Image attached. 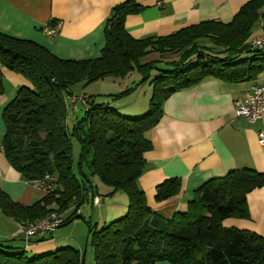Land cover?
Returning <instances> with one entry per match:
<instances>
[{
    "label": "trees",
    "instance_id": "1",
    "mask_svg": "<svg viewBox=\"0 0 264 264\" xmlns=\"http://www.w3.org/2000/svg\"><path fill=\"white\" fill-rule=\"evenodd\" d=\"M142 9L133 0L114 6L100 54L87 59L62 58L37 42L0 32L1 66L29 83L3 110L4 155L26 181L53 176V188L30 205L12 199L0 186V209L28 224L54 211H72L66 222L96 193L92 178L97 176L112 187L110 193H125L129 205L124 217L100 229L87 221V247L93 250L95 264H264L260 234L223 224L228 217H249L247 196L264 185V173L241 169L210 179L197 189L188 210L172 218L153 211L138 184L147 165L144 155L152 147L146 134L160 121L163 104L172 94L210 77L248 83L264 74L262 48H253L250 41L253 26L257 22L264 26V0H249L228 23L207 20L168 35L135 38L127 32L125 20ZM134 71L140 75L135 86L99 94L98 101L94 96L99 95L88 94L85 102L78 99L75 103L82 105L84 114L71 130L67 128L69 96L85 95L71 93L72 86L122 80ZM149 80L154 89L146 113L129 117L112 107ZM4 91L0 68V93ZM71 135L82 144L78 160L82 180L74 169ZM180 190V179H167L159 185L156 200ZM81 262L82 253L73 246L31 257L0 239V264Z\"/></svg>",
    "mask_w": 264,
    "mask_h": 264
},
{
    "label": "crops",
    "instance_id": "2",
    "mask_svg": "<svg viewBox=\"0 0 264 264\" xmlns=\"http://www.w3.org/2000/svg\"><path fill=\"white\" fill-rule=\"evenodd\" d=\"M124 1L0 0V32L37 42L62 58H93L100 54L105 44L104 29L113 7ZM133 1L143 9L127 15L125 28L131 36L142 38L168 35L207 20L228 23L249 0ZM49 26L57 27L56 34L49 32ZM262 33L263 23L257 22L252 28L250 41ZM0 68L5 81V91L0 93V186L12 199L30 205L43 197L46 191L42 186L24 180L21 173L9 164L2 147L6 130L3 110L18 89L29 83L22 75L1 64ZM261 79L231 83L210 77L194 87L175 92L164 102L160 121L146 134L152 147L144 155L147 165L138 181L153 211L165 218L186 212L203 183L223 177L230 171L254 169L264 173V145L259 142V132L264 129V115L250 122L245 116L235 113L236 100L245 98L253 84L264 86V74ZM122 84L121 80H99L89 84V92L85 90L78 94L116 93L124 89ZM94 97L97 101L102 99L100 95ZM70 104L68 117L78 114L82 106L80 103ZM170 178L181 180L180 192L157 201L159 185ZM110 192L100 194L96 191L89 201L97 204L102 212L99 219L105 223L122 218L128 212L127 195L120 191ZM247 204L249 217H228L223 224L256 232L264 238V185L248 194ZM65 212L62 214L66 218ZM27 224L1 210L0 239L9 240L10 245L34 256L52 252L61 243L78 248L81 253L84 250L80 235L70 232L49 231L31 237L26 243L24 228ZM43 236L47 239L40 240ZM86 248L84 264H87ZM89 264H95L94 257ZM155 264L169 262L158 261Z\"/></svg>",
    "mask_w": 264,
    "mask_h": 264
},
{
    "label": "rangeland",
    "instance_id": "3",
    "mask_svg": "<svg viewBox=\"0 0 264 264\" xmlns=\"http://www.w3.org/2000/svg\"><path fill=\"white\" fill-rule=\"evenodd\" d=\"M262 51L264 53V47L262 48ZM246 53L241 55V58L246 57ZM156 74L153 73V76ZM140 80V75L138 72L134 71L131 74H129L126 78L122 79V85L124 86V89L130 88L132 86H135V84ZM258 80H262L261 76ZM151 80L141 84L136 90H134L132 93H130L127 96H124L123 98L119 99L118 102L112 104V107L116 109L119 113L129 116V117H137L144 113H146L149 109V100L152 97L154 86L150 84ZM83 87L82 90H79V88ZM87 87V88H86ZM73 92L79 93L80 91L89 92V84L84 86L82 83L75 84L71 87ZM84 114V111L81 110L78 114L75 116L70 115L67 119V128L71 130L73 128V125L76 123L77 118L82 117ZM71 142H72V157H73V163L75 168V173L77 174V178L82 180L83 176L78 171V160L80 158V153L82 149V144L80 140L75 135H71ZM85 173L87 174L88 171L86 168H84ZM93 185L97 188V191L100 194H105L112 190V187L103 183L102 180H100L97 176L93 177ZM89 191V190H88ZM1 211V210H0ZM72 211L65 212V216H69ZM78 214H82V218H75L72 220L68 225L61 226L53 230L52 232H70L76 235H80L81 244H85L87 247V234H88V223L89 219L91 218L93 223L96 224V227L98 229L102 228L103 225L108 224L101 221L99 218L102 217V212L98 208L97 204L93 205L92 203L86 202L84 205H82L79 210ZM67 243H61L60 247L55 248L52 252L56 251L58 248H62L66 246ZM29 256L33 257L32 253L29 252ZM93 251L91 246H88V252H87V264H89V261H93Z\"/></svg>",
    "mask_w": 264,
    "mask_h": 264
},
{
    "label": "built area",
    "instance_id": "4",
    "mask_svg": "<svg viewBox=\"0 0 264 264\" xmlns=\"http://www.w3.org/2000/svg\"><path fill=\"white\" fill-rule=\"evenodd\" d=\"M57 24L60 23L57 22ZM56 26H49V32L52 34H56ZM251 45L255 49L263 48L264 33L253 38L251 41ZM78 99L85 102V100H87V95H83L78 98L75 95L69 96V101L71 103L77 102ZM235 105L236 115L245 116L250 122H254L256 120L261 119L264 115V86L259 84H253L245 98H239L238 100H236ZM259 142L264 145V129L259 132ZM52 179L53 176H47L44 179L35 180L34 183L42 186L43 189L47 192L53 188V184L50 182ZM65 220L66 218L62 213L54 211L44 216L43 218L38 219L36 222L27 224L24 228V238L26 243L30 241L31 237H34L37 234L55 230L61 224H63Z\"/></svg>",
    "mask_w": 264,
    "mask_h": 264
},
{
    "label": "water",
    "instance_id": "5",
    "mask_svg": "<svg viewBox=\"0 0 264 264\" xmlns=\"http://www.w3.org/2000/svg\"><path fill=\"white\" fill-rule=\"evenodd\" d=\"M82 217H83L82 214H77L75 217H73V218H71L70 220L64 222V223L61 224L59 227H61V226H66V225H68L72 220H74L75 218H82ZM86 251H87V248L85 247L84 250H83V252H82V262H81V264H84V262H85Z\"/></svg>",
    "mask_w": 264,
    "mask_h": 264
}]
</instances>
